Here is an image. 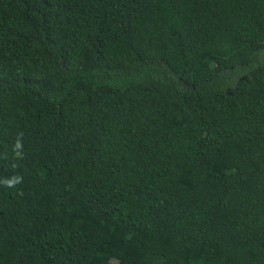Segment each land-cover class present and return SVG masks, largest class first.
<instances>
[{
    "label": "trees",
    "instance_id": "obj_1",
    "mask_svg": "<svg viewBox=\"0 0 264 264\" xmlns=\"http://www.w3.org/2000/svg\"><path fill=\"white\" fill-rule=\"evenodd\" d=\"M0 264H264V0H0Z\"/></svg>",
    "mask_w": 264,
    "mask_h": 264
}]
</instances>
